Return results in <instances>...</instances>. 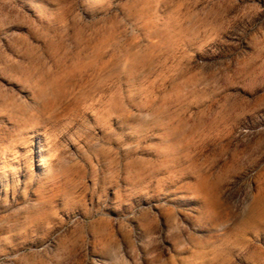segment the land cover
Wrapping results in <instances>:
<instances>
[{
    "label": "rangeland",
    "instance_id": "obj_1",
    "mask_svg": "<svg viewBox=\"0 0 264 264\" xmlns=\"http://www.w3.org/2000/svg\"><path fill=\"white\" fill-rule=\"evenodd\" d=\"M171 2L0 0V264H264V0Z\"/></svg>",
    "mask_w": 264,
    "mask_h": 264
},
{
    "label": "crops",
    "instance_id": "obj_2",
    "mask_svg": "<svg viewBox=\"0 0 264 264\" xmlns=\"http://www.w3.org/2000/svg\"><path fill=\"white\" fill-rule=\"evenodd\" d=\"M189 0H172L171 18L172 25L170 29V47L180 51H186L191 44L196 45L201 39V28L192 31L189 23ZM197 11H193L195 15ZM193 28V27H191ZM195 28V27H194ZM193 32V33H192ZM178 52V51H177Z\"/></svg>",
    "mask_w": 264,
    "mask_h": 264
}]
</instances>
